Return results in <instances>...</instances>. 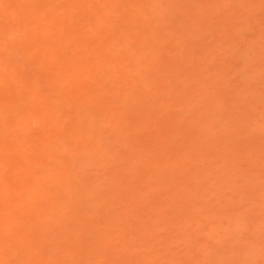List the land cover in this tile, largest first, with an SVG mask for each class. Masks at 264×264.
I'll return each instance as SVG.
<instances>
[{
  "label": "rangeland",
  "instance_id": "1",
  "mask_svg": "<svg viewBox=\"0 0 264 264\" xmlns=\"http://www.w3.org/2000/svg\"><path fill=\"white\" fill-rule=\"evenodd\" d=\"M11 1H0V24L12 25L6 38L0 36L1 61L11 57L6 42L33 26L20 21L23 13L15 10L17 5L6 7ZM96 1L90 0L89 4ZM143 3H154L145 13L148 29L135 31L130 40L137 43L138 51H144L145 60L158 52L160 56L148 68L141 64L131 71V66H124L125 76L134 86V97L119 101L118 105L112 103L105 115H99L98 98L125 87L122 71L99 85L87 78L86 82L97 88L76 93L73 100L78 104L73 112L79 111L77 120L70 117L68 121L69 106H61L63 117L58 118L54 130L49 131L50 125L44 123L45 115L42 121L22 119L16 130L31 137L10 145L0 144L1 156L13 148L24 165L36 170L33 174L39 171V177L26 192L35 190L32 193L37 195L41 178L52 181L56 171V175L70 173L67 178L63 176V185H59L61 179L53 194L48 191L40 200L46 202V208L32 202L31 196L23 197L24 206L11 201L15 205L5 207L0 201V215L14 214L13 221L4 225L9 239L0 243V264H264V0ZM76 4L71 9L75 15L80 11ZM125 5L120 9L124 10ZM65 11L66 7H59L56 14L62 17ZM85 23L83 30L89 23L102 26L99 19L92 17ZM52 27L47 28L46 34L55 29ZM123 27H108L102 48L112 46L114 52L119 35L115 31ZM148 33L157 34L158 39L145 46L141 39L146 40ZM53 57L58 61L62 58ZM31 58L24 55L15 61L28 65ZM83 62L84 58L80 64ZM0 69L5 71L4 65ZM39 81L43 82L41 76ZM148 86L151 92H146ZM13 87L19 92L14 82ZM67 94H63L62 101L68 100ZM35 95L27 93L21 102L14 99L16 96L10 98L13 102L6 101L4 105H14V110L5 106L0 109L3 130L6 122L11 123L9 118L22 116L27 104L44 106L42 114L55 103L60 106L55 95L52 103ZM110 97L108 100L113 99ZM26 100L30 102L25 103ZM18 101L20 106H16ZM158 106H164L162 112ZM112 116L117 117L115 122L120 121V135H115V122L108 121ZM55 117L57 114L52 119ZM75 125L81 140L76 143L70 142ZM96 125L102 127L101 137L89 132ZM85 142L91 147H84ZM21 152L40 154L38 160L43 163L34 166ZM64 163L68 164L65 172ZM3 184L0 200L6 192ZM19 186L22 187L16 185L15 190ZM15 190L10 192V198L17 194ZM132 195L135 196L131 198ZM19 206L22 210L13 213V207ZM40 207L45 212L40 211L39 216ZM18 229L21 235H17ZM29 231L31 239H23ZM18 241L22 243L16 246Z\"/></svg>",
  "mask_w": 264,
  "mask_h": 264
},
{
  "label": "bare ground",
  "instance_id": "2",
  "mask_svg": "<svg viewBox=\"0 0 264 264\" xmlns=\"http://www.w3.org/2000/svg\"><path fill=\"white\" fill-rule=\"evenodd\" d=\"M0 1L2 2L3 0H0ZM89 1L90 0H12L11 2H8V5L6 7L9 8L11 5H17L15 10L19 9L21 11V14L23 13L22 14L23 18H20V19H22V20H20L21 22H25V25L33 24V26L29 29L30 31H28L27 29L22 31L20 29L21 31L19 30L20 32L18 33L17 37H13L10 39V42L9 41L6 42L7 43L6 48L8 50V51L7 50L6 51L8 52V55H10L11 57L8 58V56L6 55L7 57L4 58V60H2L3 62L0 60V66L4 65V68H5V71L0 69V84H2V86L0 85V109H2L5 106L4 104L6 103V101L8 99L9 100L7 102H9V103L13 102V100L10 99L13 96H16L14 98L15 100L16 99L20 100V99H24L26 94L30 93V92H32V94L36 93L35 96H37V97L38 96H42L41 98L46 97L45 100H48V101L52 100L51 97L55 95L56 100H59L58 102H61L62 105L60 103V106L57 107L58 106L57 104H59V103H57V104L55 103L56 105L53 103L54 105H52V107H50L46 111L45 114H42V109L44 106L34 105L33 102H32V104H27V106H25L26 105L25 104L24 105L25 111H24V113L22 112L21 117L16 116L17 118H14L15 117V115H14L13 118L8 119V120L12 119V120H10L11 123L10 122L8 123L5 121L7 123V125H6L7 127L5 130L2 129V127H5V126H0V132H1L0 133L1 134L0 135V144L10 145V143L12 144L17 140H25L26 138L31 137V134L30 135L25 134L24 132L21 134V133H19L20 131L17 132L16 129H17L18 125L20 124V122L23 121L22 119L29 120L32 117V118H39L40 121H42L41 117H43L45 115L43 117L44 123L45 124L48 123L46 125H50L49 131L54 130V128L56 127L55 123L58 122L57 121L58 118L60 117L59 119L61 120L63 117V111L61 110V106L62 107L69 106V108H67V110H66V111H68V115H67L68 118L67 119H69L70 117H73V118L75 117V119L77 120V114L76 113H79V111H77L75 113V110H74V112H73V107L75 106V103H77L76 100L75 101L73 100V98L76 96V93L77 92L79 93V92L86 90V89H87V91L89 90L90 92L95 90L97 87H95L93 84L96 85V83H97L99 85L106 78L110 79L112 76L116 75L115 73L118 70H120V71H122V76H123L122 85H125V87H119V88H117L116 91L112 92V94L110 96H112V98L114 100L113 99L110 100V98H111L110 96H108V97H110L109 100H108V97L98 98V101L96 100L97 101L96 107H97V109L99 108L98 109L99 115H101V114L105 115L108 112V110L110 109V107L112 106V103H115V104L117 103V105H118L119 101H122V100L124 101V100H127V98L129 99V97H134V95L131 94V92L133 93V91H134V86H133V84H131V80L129 78H126L125 70L123 69L124 66H131V68H130L131 71L133 69H138V66L141 64H145L148 68V67H151L152 63L155 62V60L159 58L160 54L158 52V53L153 54V56H151L149 59L145 60L143 58L144 51H138L136 49L137 43L130 40L131 36L134 34L135 31H137V32L138 31H141V32L147 31V29H148V25H147L148 15L145 13L150 8V5L151 6L154 5V3H151V4L148 3L146 5L145 3H143V0H97L94 3L95 5L94 4L91 5V4H89ZM151 1L155 2V0H151ZM122 2H125L128 4L125 5V3H122ZM75 3H77L76 6H78L80 8V11L77 15H75L74 11L71 10L75 6L74 5ZM123 4L125 5L123 8L125 11L120 9L123 7L122 6ZM59 7H66V9H67V11H65V14L62 17H59V15L56 14V10ZM112 11H114V12H112ZM104 16H106L105 17L106 19L104 18ZM122 16H123V18H121ZM91 17L93 19H99V22H101L102 26L101 27L99 26L100 28H97L95 23H89L90 24L89 27L85 28V30H83L82 28L86 24L85 19H89ZM103 18H104V20H101ZM121 19H122V21H121ZM120 21L122 23H120ZM55 23H57V24L55 25ZM5 24H6V22H5ZM25 25H23V26H25ZM111 25H113V27L114 26L118 27L120 25L124 26L123 29L120 28L121 30L117 29L115 31L116 33L119 34L118 36L116 33L113 34V36L116 35L117 37L116 36L115 37L118 39V42L116 44V45H118V47L115 48L114 52H112V50H113V49H111L112 46H108V47L105 46V48L103 46V48H102V45H104L103 43L105 42V37H103V35L106 32V29L108 27L110 28ZM11 26L0 24V36L6 38L7 35L10 34V32H12ZM50 26H53V27L55 26L54 27L55 29L51 33L49 32V34H46V30ZM155 26H157V25H155ZM53 27H52V29H53ZM31 29H32V31H31ZM2 37H0V38H2ZM144 39H146V40L141 39V42L145 43V46H147V44L149 45V43L152 44L151 40H154V39L157 40L158 35L153 34V33H148V34H146V37H144ZM121 41L123 43H121ZM63 54H64V56H63ZM24 55L30 56V58L32 56V58L30 60L31 61L30 64L26 63L28 65H25V62H23L24 64L20 65L21 62L18 61L19 62V64H18L15 61L16 59L20 60L21 57ZM60 55H61V57L62 56L63 57L62 58L60 57L61 59L59 61L53 57V56L58 57ZM82 58H84V62L82 64H80V61L82 60ZM85 58H86V60H85ZM123 61H125L126 63L123 64L122 63ZM120 63L122 65H120ZM38 73L41 76V78H43L42 83L39 81L40 76L38 75ZM87 78H88V80L93 78L95 83H93L92 85H89L90 83L86 82ZM13 82L16 85L15 88L19 89V92H16L14 90ZM18 82H20V83L22 82V84H18ZM3 85H5V86H3ZM20 85L22 87L19 88ZM147 88L148 89H146V92L151 90V87L148 86ZM13 90L18 95H14L16 93L15 92L13 93ZM66 91L68 92V94L66 96V98H68V100H66L64 98V100L62 101L61 98L63 97V94H65ZM131 95H133V96H131ZM81 97L84 98L82 95H81ZM55 98H53V99H55ZM34 100H36V99H34ZM65 100L67 102H65ZM141 100L142 99H139L140 103L142 102ZM145 100L148 101V99H145ZM31 101H33V99ZM40 101H43V100H40ZM83 101H84V99H83ZM147 101H146V103H147ZM20 102H21V100H20ZM28 102H30V101L26 100L25 103H28ZM39 102H37V103L40 104ZM43 102H45V101H43ZM52 102H53V100L51 101V103ZM54 102H55V100H54ZM144 102L145 101L143 100L142 106L144 105ZM17 103H18V105L16 104V106H20V104H22V103L19 104V101ZM109 103H111V104H109ZM135 103H136V101H135ZM137 103H138V104H136L137 106L140 105L139 102H137ZM220 103H221L220 104V107H221L222 101ZM41 104H43V103L41 102ZM45 104H47V103H45ZM218 104L216 105L217 107H219ZM48 105H49V103H48ZM48 105H47V107H48ZM79 105H80V103H79ZM13 106L14 105L5 106V107H13ZM79 108H80V106H79ZM157 108L162 112L164 109V106H158ZM3 109H5V108H3ZM8 109H10V108H8ZM53 109L54 110L56 109V110L54 111ZM219 109L217 108V110H219ZM13 110H14V107H13ZM76 110H77V108H76ZM54 114H57V118L55 117V119H52L54 117ZM79 117H80V115L78 116V118ZM99 117L100 116H98L97 118H99ZM81 118H83V117H81ZM116 118H115V116H112V118L108 121L113 123V121H114L113 119H116ZM15 121H16V123H15ZM68 121H70V119ZM80 121L82 122V119ZM152 121H153V119H152ZM157 121L161 122L159 120H157ZM116 122L112 124V125H115L114 127H116L114 132H115V135H120L119 133H122V132H120L121 129L117 128V124L119 126L120 121L117 123ZM93 123H94V121H93ZM96 123H98V122L96 121ZM58 124H59V122H58ZM58 124L56 123L57 126H58ZM0 125H2V124H0ZM64 125H65V123H64ZM45 127H47V126H45ZM74 127H77V125L73 126V128L69 127V128H71V132H70V135H71L70 140L71 141L70 142L75 141V143H76V142H78L77 140H79V137L77 135L79 133H77V132L75 133V131H77V130L76 129L74 130ZM65 129H67V126ZM78 132H79V130H78ZM86 132H85V134H86ZM89 132L91 134L93 133V135H94V133H97L98 135H100V134H102L103 130H102L101 126L96 125L93 128H91V130ZM48 133L51 135L50 132H48ZM160 133H159V135H160ZM37 134H39V133H37ZM86 136H87V134H86ZM100 137H101V135H100ZM100 137H98V139H100ZM116 137L118 138L120 136H116ZM102 138H104V137H102ZM96 140H94V142ZM79 141H81V140H79ZM83 141H84V139H83ZM100 141H102V140H100ZM83 144H84V147H86V148H87V146L91 147L89 142L88 143L85 142ZM81 146L83 147V145H81ZM96 148H94V149H96ZM94 149L92 147V150H94ZM90 151H91V149H90ZM13 152H14V149L11 148V149H9V151H7V153L5 155H2V156L0 155V168H1V170H0V177H1L0 186L3 183L6 184V186L4 187L5 189L3 188L6 191L4 193L5 194L4 198H1L0 201L3 202V205L5 207H8V205L10 203L15 205L11 201H16V204H19V205L22 203L24 206L23 202H25L26 200L24 199V201H23V197L31 196L30 199L31 200L33 199L32 202H37V204L42 203L41 207L45 206L43 208H46V202H45V204H43V202H41L40 200L45 198V194L48 191L51 192V193L49 192L50 195L53 194L52 190L59 187L58 183L61 181V179H62V182H60L59 185L60 186L63 185V183H64L63 179H65V178H63V176L67 178V176H69L70 173L67 172L66 175L65 174L56 175V173L59 172V171H56V173H54V175H53L52 181L49 180L50 182L47 180L44 181V178H41V180L43 179V182L40 183L41 184V186L39 188L40 190L38 189L39 192L37 190V192H35V193H37V195H34L32 192L35 190H32L31 193L26 192V191L29 189L30 184L34 183L35 179L37 177H39V176H37L39 174V171L37 170L38 171V174L36 173L37 175L33 174L36 170L31 168V167L26 166L27 164L24 165V163L20 161L21 159L19 160L20 157L19 156L16 157L17 155L14 154ZM39 152H40V150H39ZM73 153H75V152L73 151ZM21 154H22V156L24 155L25 157H27L29 162L31 159L34 166L39 165V163H43L42 161L38 160V157L40 154L37 155V153H36V154L29 155L25 152H21ZM70 155H72V152ZM91 155H94V153ZM40 158H42V157H40ZM64 158H66V157L64 156ZM68 158H69V156L67 157V159ZM67 159H63V162H66ZM73 161H74V159H73ZM29 162H27V163H29ZM68 162H70V161L68 160ZM40 165L42 166V164H40ZM44 167H45V165H44ZM67 167H68V164L64 163L62 165V171L65 172V169ZM69 167H72V166H69ZM255 177H257V175ZM256 180H258V179L256 178ZM19 182L22 185V187L20 188V186H19L20 189L15 190V189H17L15 186L17 185V187H18V185H20V184H18ZM69 182H70V184L72 183L71 181H69ZM137 183H136V186L138 188V187H140V185L138 186ZM67 184H68V182H67ZM145 185L147 186V184H145ZM67 186H69V185H67ZM131 186H132V184H131ZM133 188H132V190H133ZM33 189H35V187ZM14 190H15V193H17V194L15 196H11V198H10L9 194H10V192H12ZM0 192H1V194H3L2 192H4V191H1V189H0ZM142 192H143V189H142ZM49 193H47V194H49ZM32 195H33V198H32ZM133 196H135V195H132L131 198H133ZM50 197H47V200H49ZM74 199H73V201H74ZM64 200H62V201H64ZM71 201H72V199H71ZM29 202L31 203L30 200H29ZM132 202H134V201H132ZM70 203H72V202H70ZM25 204H26V202H25ZM58 204H60V203H58ZM20 208H21L20 206L19 207H13V213H17L18 211H21L22 208H21V210H19ZM28 211H29V207H28ZM40 211L45 212L41 208L38 211L39 216H40ZM15 216H16V214H15ZM44 216H46V215H44ZM12 218L14 219V214H13V217L8 216V215H0V243H5L9 239L8 235H6L4 225L9 224L11 221H13ZM239 219H238V222H239ZM108 223H110V222H108ZM251 225H253V224H251ZM107 226H109V225H107ZM36 227H38V226H36ZM227 229H228V227H227ZM31 231L33 232L32 229H31ZM13 232H14V230H13ZM21 232L22 231H20V229H18V231H16L17 235H21ZM32 232H30L28 234V236H26V237L22 236V238L23 239L28 238V240L31 239L29 235H31ZM38 239L40 240V238H38ZM13 241H15V240H13ZM21 243H22L21 241H18L15 243V245L19 246ZM33 243H35V241H33ZM31 244H32V242H31ZM15 245H14V247H15ZM27 245L29 246V244H27ZM82 246H84V245H82ZM86 246L87 245H85V247ZM126 246H127V244H126ZM21 247H22V245H21ZM124 248H126V247H124ZM89 249H91V248H89ZM103 249H104V247H103ZM81 250L84 251L83 249H81ZM114 252H117V251H114ZM16 253H20V252H16ZM6 256H8V255H6ZM0 258L2 259V257H0Z\"/></svg>",
  "mask_w": 264,
  "mask_h": 264
}]
</instances>
